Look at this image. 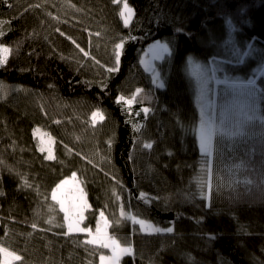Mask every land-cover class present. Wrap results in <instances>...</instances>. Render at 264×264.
<instances>
[{
    "label": "trees",
    "instance_id": "trees-1",
    "mask_svg": "<svg viewBox=\"0 0 264 264\" xmlns=\"http://www.w3.org/2000/svg\"><path fill=\"white\" fill-rule=\"evenodd\" d=\"M126 2L127 26L113 0H0V44L11 50L0 66V248L22 258L15 264H101L109 249L69 232L52 199L75 174L82 227L93 232L103 213L133 248L119 264H264V202L242 198L202 157L186 69L189 58H216L246 78L264 58V0ZM155 41L169 49L155 66L160 84L141 65ZM37 129L52 138L51 157ZM244 144L215 153L232 160ZM122 211L173 231L145 232Z\"/></svg>",
    "mask_w": 264,
    "mask_h": 264
},
{
    "label": "rangeland",
    "instance_id": "rangeland-1",
    "mask_svg": "<svg viewBox=\"0 0 264 264\" xmlns=\"http://www.w3.org/2000/svg\"><path fill=\"white\" fill-rule=\"evenodd\" d=\"M124 2V0L119 2L120 12L123 10ZM158 44L165 45L155 41L147 46L141 57L143 69L157 84L159 79L155 66L169 54V49L167 52H162L156 47ZM1 55L7 57V53ZM186 69L194 85V102L198 112L196 138L202 157L209 165L215 158L219 163V172L225 170L230 173L229 183L237 184L236 190L238 189L242 198L250 197L251 199L245 200H250L249 202L252 203L264 202V58L256 62L246 78L222 71V64L216 58L208 60L189 58ZM202 128L211 132L207 151L201 148ZM34 135L39 150L47 157H51L53 140L50 135L41 129H37ZM238 143L247 144L242 146V155L233 153L231 158L233 161L215 153L224 149L227 152L234 151ZM235 156H238L240 161H235ZM247 156L251 158L250 162L246 161ZM217 173L218 169L216 173H212L214 178H218ZM63 181L67 183L57 190V201H63L68 212L66 220L68 231L71 224V232L85 233L91 240L97 235V227H99L104 236L114 238L108 231L109 224L104 216L98 218L93 232L79 231V229H87L81 225L87 206L85 194L77 177L71 176ZM0 253L1 264H15L16 260L10 259L5 253ZM110 255L109 250L107 256Z\"/></svg>",
    "mask_w": 264,
    "mask_h": 264
},
{
    "label": "snow or ice",
    "instance_id": "snow-or-ice-1",
    "mask_svg": "<svg viewBox=\"0 0 264 264\" xmlns=\"http://www.w3.org/2000/svg\"><path fill=\"white\" fill-rule=\"evenodd\" d=\"M7 2V0H5ZM114 3H119L120 0H113ZM11 6V5H9ZM120 16L123 19V22L125 26L128 25L129 21L131 20L133 16V9L128 5V3L125 2L123 3V10L120 12ZM4 33L0 31V36H3ZM63 35V33H61ZM162 52H167L168 51V46L163 45V44H158L156 45ZM123 48V43H117L115 44V59H116V64L118 65L120 62V50ZM11 50L2 44H0V53H8ZM87 55V53H85ZM6 63V57L3 55H0V66H3ZM117 69L115 67H109L107 68L108 72H114ZM2 87V85H0ZM139 89H137V93H139ZM135 97H133L134 99ZM123 101L125 104H131L132 100H125L123 97L118 98V102ZM143 111L147 113L149 110L147 108H144ZM100 117L101 120H103V115L99 112V110L95 111L92 113V119L95 120L96 117ZM211 137V132L205 128L201 129V148L204 151H207V146L209 143ZM144 147L150 148V144H145ZM75 174H73V177ZM26 183V182H25ZM64 183H67V181H62L61 184L56 186V189L52 190V199L57 200V190L62 187ZM143 196V193L141 194ZM60 203L61 206V211L65 212V219H68V212L64 207L63 201H57ZM101 216H103V213H101ZM121 216L124 217L125 219H130L133 223L138 224L143 231H149V232H161V231H167V232H172L173 229L171 227L167 228L166 230H162L160 228H154L153 225L146 223L143 219H136L135 217L131 216L130 214H125L123 211L121 212ZM105 226H107V222H105ZM35 227V225H33ZM72 231V225L69 224V232ZM79 231L86 232L88 229H79ZM91 234V233H89ZM100 243L101 247L107 248L110 250L111 255L110 256H100L101 264H119L120 260L124 256H132L133 255V248L131 245H126L122 246L120 243L117 242L116 239L112 237H107L104 236L101 233V230L99 227H97V235L93 237L91 240H86V244H95V243ZM0 252L5 253L6 256L10 257L12 260H21L22 258L19 255H14L13 253L6 252L5 249L0 248Z\"/></svg>",
    "mask_w": 264,
    "mask_h": 264
}]
</instances>
